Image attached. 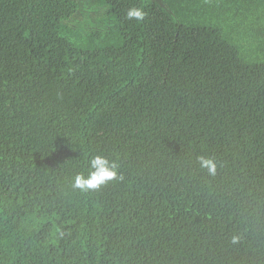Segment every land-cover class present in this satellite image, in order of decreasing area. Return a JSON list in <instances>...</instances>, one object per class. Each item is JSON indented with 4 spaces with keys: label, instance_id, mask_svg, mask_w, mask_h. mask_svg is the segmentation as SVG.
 <instances>
[{
    "label": "trees",
    "instance_id": "obj_1",
    "mask_svg": "<svg viewBox=\"0 0 264 264\" xmlns=\"http://www.w3.org/2000/svg\"><path fill=\"white\" fill-rule=\"evenodd\" d=\"M0 264H264V0H0Z\"/></svg>",
    "mask_w": 264,
    "mask_h": 264
},
{
    "label": "clouds",
    "instance_id": "obj_2",
    "mask_svg": "<svg viewBox=\"0 0 264 264\" xmlns=\"http://www.w3.org/2000/svg\"><path fill=\"white\" fill-rule=\"evenodd\" d=\"M129 20L140 22L145 16V12L139 6H131L126 13ZM201 167L207 168L210 174H215L216 163L211 158L200 157ZM117 176V164L110 162L105 156L95 155L89 161V171L87 176L78 173L73 180L72 187L78 188L82 192L99 189ZM239 237L234 236L232 243H238Z\"/></svg>",
    "mask_w": 264,
    "mask_h": 264
}]
</instances>
